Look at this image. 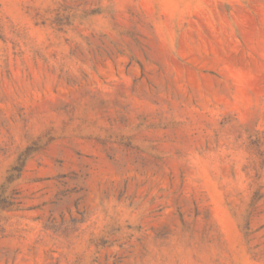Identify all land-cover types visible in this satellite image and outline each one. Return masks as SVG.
I'll return each mask as SVG.
<instances>
[{
	"label": "rangeland",
	"instance_id": "obj_1",
	"mask_svg": "<svg viewBox=\"0 0 264 264\" xmlns=\"http://www.w3.org/2000/svg\"><path fill=\"white\" fill-rule=\"evenodd\" d=\"M0 264H264V0H0Z\"/></svg>",
	"mask_w": 264,
	"mask_h": 264
}]
</instances>
